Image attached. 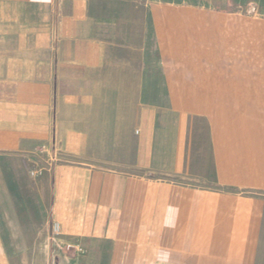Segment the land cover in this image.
I'll list each match as a JSON object with an SVG mask.
<instances>
[{
  "label": "crops",
  "instance_id": "0c3cea01",
  "mask_svg": "<svg viewBox=\"0 0 264 264\" xmlns=\"http://www.w3.org/2000/svg\"><path fill=\"white\" fill-rule=\"evenodd\" d=\"M0 264H264V0H0Z\"/></svg>",
  "mask_w": 264,
  "mask_h": 264
},
{
  "label": "built area",
  "instance_id": "2783aa9c",
  "mask_svg": "<svg viewBox=\"0 0 264 264\" xmlns=\"http://www.w3.org/2000/svg\"><path fill=\"white\" fill-rule=\"evenodd\" d=\"M247 13L254 14L255 13V7H249ZM54 231L57 232V227H54Z\"/></svg>",
  "mask_w": 264,
  "mask_h": 264
},
{
  "label": "rangeland",
  "instance_id": "374dc122",
  "mask_svg": "<svg viewBox=\"0 0 264 264\" xmlns=\"http://www.w3.org/2000/svg\"><path fill=\"white\" fill-rule=\"evenodd\" d=\"M260 81H262V79H259Z\"/></svg>",
  "mask_w": 264,
  "mask_h": 264
}]
</instances>
